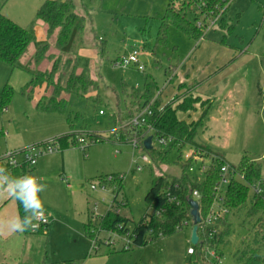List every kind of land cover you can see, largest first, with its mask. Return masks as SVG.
<instances>
[{"label": "rangeland", "instance_id": "rangeland-1", "mask_svg": "<svg viewBox=\"0 0 264 264\" xmlns=\"http://www.w3.org/2000/svg\"><path fill=\"white\" fill-rule=\"evenodd\" d=\"M42 1L0 0V13L20 26L33 27L35 41L27 48L25 58L32 56L41 45H49L50 49L38 65L28 64L29 59H26L25 67L12 69L9 64L0 62V94L6 86L12 89L6 111H0V157L32 147L40 152L42 144H51V140L61 136L72 137L66 149L40 156L36 166L22 173L41 177L47 184V190L41 195L49 224L31 237V264L66 261L188 264L187 250L192 248L190 225L158 242L145 247L132 244L126 250L123 239L114 237L113 246L103 242L109 232L100 230L101 221L109 210L137 223L148 212L144 197L153 181L163 175H182L179 151L173 149L167 160L156 167L150 161L138 162L142 153L129 144L109 140L91 144L83 151L73 146V135L86 131L108 138L115 125L123 121L121 113L134 102L132 91L142 94L148 85L163 105L183 98L182 91L175 99L174 96L184 73L196 87L192 89L194 95L203 98L205 88L210 87L203 78L212 72L216 73L214 80L224 79L206 93L211 104L203 107L198 103L194 109H178L176 116L181 122H200L195 145L219 154L232 168H237L241 158L246 156L261 164L260 176L264 179V160H261L264 159V99L258 92L264 93V0L231 1L226 11L221 10L219 21L210 25L198 41L170 27L166 45H156V36L169 0H69L72 12L84 22L82 31L72 28L62 49L55 47V39L36 18ZM176 5L177 12L194 24L197 20H213L220 14L214 15L213 11L203 10L189 0L176 2ZM136 48L141 51L139 62L145 67L144 71L113 67L116 59ZM232 67L235 70L229 74ZM53 68H57L55 82L64 76L61 79L64 84L67 75L84 71L97 81L98 87L83 97L64 95L66 107L62 113L37 111L36 101L52 95V88L35 90L31 100L24 95V88L31 79L30 72L48 73ZM170 68L177 74L171 84L165 74ZM98 111L104 115H98ZM193 148L183 147L181 157L191 153ZM22 159L23 155L16 156L17 161ZM136 163L140 171H134ZM110 175H123L125 181L115 201L113 192L117 184L105 190H90V183L96 186L98 178ZM189 176L202 178L198 173ZM61 179H65L66 184ZM225 190L223 186L222 193ZM240 220V215L232 218V231L220 246L218 264H238L235 254L247 234L246 227L239 225ZM86 224L90 225L92 236L86 234ZM95 227L100 231L96 232ZM211 252L206 253L205 258L215 263Z\"/></svg>", "mask_w": 264, "mask_h": 264}, {"label": "trees", "instance_id": "trees-1", "mask_svg": "<svg viewBox=\"0 0 264 264\" xmlns=\"http://www.w3.org/2000/svg\"><path fill=\"white\" fill-rule=\"evenodd\" d=\"M189 1L192 4H198L199 8L203 10L207 11L208 9L213 11L214 15H217L229 0ZM176 2L183 3V0H169L158 28L156 45H166L170 27L193 41H198L204 37L205 27L198 28L196 23L194 24L183 14L181 15L179 11L177 12L178 5H176ZM35 15L38 20L45 24L48 35L55 36V47L57 49H62L69 38L72 28L75 27L79 31L83 29L84 19L72 12V5L69 0H45L37 8ZM34 41L35 33L31 25L20 26L0 13V62L9 64L12 69L22 66L20 65V61L25 58L28 52L27 48ZM49 50V45H41L35 51L30 61L38 65L45 58ZM56 70L57 68H53L48 73L30 72L31 79L23 91L29 100L33 99L35 90L45 91L52 88V95L49 97L43 96V98L36 101L35 109L37 111L62 113L66 107L64 95L83 97L98 87L97 81L91 79L84 71H80L77 74L72 72L67 75L64 84H61V79L64 76L58 82H55L54 75ZM172 72L173 70L170 68L165 71V74L169 78ZM11 93L12 89L10 87L6 86L3 89L0 94V111L5 108L6 103L12 97ZM138 95L139 100L137 99ZM131 96L135 98L134 106L131 110L127 109L128 112L122 115L123 121L116 124L119 142L129 144L131 140L136 139L138 141V150L143 154H147L156 167H159L167 160L173 149L178 150V162L179 166H182V175L180 177L163 175L153 181L151 188L144 197L148 212L137 223L109 210L101 221L100 230L104 229L109 233L110 231L116 232L120 236L126 231H130L131 242L138 247H145L148 244L158 242L163 238L180 232L188 225L192 228V220L189 213L190 202L192 201V193L196 191L200 196L198 204L200 205L199 214L202 223L198 225L199 242L196 246H192L193 253L188 255V264L219 263L217 258L220 259L221 257L220 246L232 231V218L235 215L241 216L239 225L247 229L246 237L241 240L239 249L235 254L236 262L238 264H260L264 261V256H262L264 255V198L255 195L253 192L250 194V186L255 185L261 180V164L250 160L246 156L241 158L239 166L232 169L237 175L243 176V180L239 181L236 177L231 179L226 187L223 201L220 205L224 212L216 217L213 225L205 226L203 223L204 219L209 214L214 203V191H216L214 188L220 179V167L225 162L221 156L211 153L207 148L195 145L194 138L200 122H181L178 120L176 112L178 109H194L195 104L198 103L203 107L207 106V101L201 102L199 98L186 97L181 102L175 103V101H170L166 105H161L159 98L156 97L152 87L149 85L146 86L144 93L132 91ZM147 106H150L152 114L145 118L142 126L133 128L129 124L131 119ZM150 127L152 128V132L149 134ZM75 135H73V143ZM92 136L96 138L98 134L95 132L89 138H92ZM148 136H152V139L157 137L170 139V143L165 147H158L154 144L151 150H146L143 142ZM70 137L61 136L56 138L62 150L69 146ZM109 140L114 141L113 137L109 136L100 142ZM186 145L193 146L204 152L207 157H211L210 168L201 180L189 176L187 169L190 162H181V149ZM28 168L33 167L23 166L22 169L17 168L13 171V175H22ZM121 188V186H118L114 190L113 196L117 197ZM170 198H175L176 201L172 202ZM18 212L20 215H23V210L19 205ZM156 213L159 214L156 216ZM85 227L86 234L92 236L90 225L86 224ZM120 227L121 229L119 230ZM100 230L96 229V232ZM210 251L215 253V257H212L215 263H211L205 258L206 253ZM48 264H78V262L66 261Z\"/></svg>", "mask_w": 264, "mask_h": 264}, {"label": "built area", "instance_id": "built-area-1", "mask_svg": "<svg viewBox=\"0 0 264 264\" xmlns=\"http://www.w3.org/2000/svg\"><path fill=\"white\" fill-rule=\"evenodd\" d=\"M233 0H229L228 2L225 3V5L222 7V11H224L225 9L228 8L230 2ZM222 16L221 10H220V14H218V16L213 19V20H204L203 17V21L199 22L198 20L196 21V26L198 28H203L204 29H208V27L211 25H215L220 17ZM205 24H207L205 26ZM141 51L139 49H133L131 50V52H129L126 56H123L121 58L116 59L113 62V67L115 68H120V69H127L129 67L135 68L137 71H144V68L140 62H139V57H140ZM262 99H264V96H262ZM3 111H6V109L4 108ZM104 113L102 111H98V115L102 116ZM151 109L150 106H147L144 108V110L140 111V113H137L133 119H131L130 123L133 128L135 127H140L144 124L145 122V118L149 117L151 115ZM116 128L114 129V131L112 132V134L110 136L113 137L114 141L117 143L119 142V136L116 133ZM152 132V128H149V134ZM88 134L86 131H81L79 133H77L75 135V141L73 143V146H79L81 147V149H86L87 146H90L91 144H96L100 143V141L102 139H104L103 137H101L100 134H98V137L94 138L92 136V138H89V136L91 134ZM79 136V137H78ZM170 139H166L163 137H157L155 139H152L151 142V146L153 147L154 144H156L158 147H165L167 146L170 141ZM129 145H131L133 150H138V141L136 139H133L130 141ZM40 152H37V150H35L36 147H32L31 149L25 150V151H21L20 153L15 152V153H6L3 157H0V166H5L8 167L9 171L13 174V171L17 168L22 169L23 166L26 167H34L37 163V159L40 156L43 155H52L55 153H58L61 151V145L58 142L57 139L51 140V144L45 143L40 145ZM187 146V145H186ZM185 147V146H184ZM193 147V146H191ZM139 151V150H138ZM18 154L23 155V159L21 162L16 160V156ZM133 156V153H132ZM180 157H181V153H180ZM151 158L147 157L146 154L142 153V156L138 159V162H140L141 164H146L148 163V161L151 162L150 160ZM181 162L182 163H187L190 162V165L187 169V172L189 174H193V173H198L199 175H203L206 174V172L208 171V169L210 168V164H211V157H207L205 155L204 152L196 149L195 147L193 148L192 152L189 153L188 155H183L181 157ZM264 160V159H261ZM260 161V160H259ZM258 161V162H259ZM132 163H134V161H132ZM136 168L134 169V171H140L141 167L138 163L135 164ZM233 177H236V179H238L239 181L243 180V176H239L237 175L234 170L232 169V167H230L227 164H223L220 167V179L218 181V183L216 184L214 190V203L210 209L209 214L205 217L204 219V225L208 226V225H213L216 217L218 215H220L222 212H224V210L220 207V205L222 204L223 201V195L224 193H222V187L223 186H228V184L230 183L231 179ZM200 180V179H198ZM62 182L66 184V180L62 179ZM96 186L92 183H90V190L91 191H96L97 189L100 190H105L107 187L117 184V186H121L123 187L124 185V176L123 175H110V176H106V177H100L96 180ZM250 189L252 190V192L255 195H259L262 198H264V182H262L261 180L259 182H257L255 185L250 186ZM116 196H113V200ZM200 199L199 194L194 191L192 193V200L193 201H197ZM170 201H176L175 198H170ZM219 213V214H218ZM159 213H156V216ZM202 223V220H201ZM200 223V224H201ZM49 224V221L46 217L45 221L42 222L40 224V227L37 231H40L41 229H43L44 227H46ZM199 224V225H200ZM121 229V227L119 228V230ZM35 232H30V233H36ZM114 237L118 238V239H123L124 240V245L123 248L126 250L128 249V247L130 245H132V240L130 237V231H126L123 235L120 236V234L116 233V232H110L108 234V237L105 238V240H103V242H105L108 245L113 246L114 245ZM94 240H96V237L94 238ZM193 253V249L190 248L187 250V254L191 255ZM211 257H215V253L211 252L210 254ZM217 261L220 262V260L217 258Z\"/></svg>", "mask_w": 264, "mask_h": 264}, {"label": "clouds", "instance_id": "clouds-1", "mask_svg": "<svg viewBox=\"0 0 264 264\" xmlns=\"http://www.w3.org/2000/svg\"><path fill=\"white\" fill-rule=\"evenodd\" d=\"M46 190L47 184L41 177L13 175L8 167L0 166V197L16 201L23 210V215L0 213V241L19 238L39 229L48 215L41 195Z\"/></svg>", "mask_w": 264, "mask_h": 264}, {"label": "crops", "instance_id": "crops-1", "mask_svg": "<svg viewBox=\"0 0 264 264\" xmlns=\"http://www.w3.org/2000/svg\"><path fill=\"white\" fill-rule=\"evenodd\" d=\"M42 2H40V3H42ZM52 39H55V36H52ZM34 53H35V50H34ZM34 53H33V55H34ZM33 55L32 56H29V57H27L25 59H22L20 61V65H22V66L24 65V67H25V65L27 63L29 64L31 62L30 60L32 59ZM26 59H29L27 63H25L26 62ZM76 65H77V63H76ZM77 67H78V65H77ZM175 69H172L173 72H172L171 76L169 78L167 77L168 78V82L170 84H171V82L173 80L172 77H174V76L176 77L177 76V74L175 73ZM232 70H235V69L232 67L231 71H229V74L232 72ZM221 73H223L222 70H221ZM215 74L216 73L210 72L209 74H207L206 77L203 78L204 81L208 82V84L210 83V85H209L210 87L205 88L206 91L202 93L203 94V98H202L199 95H196V96L194 95L193 90L196 87L194 88V84H191L192 81L189 80V76H187V74L184 73V79L178 85L177 90L175 92L176 94L174 96V99L177 96V94L179 95L180 91H182L184 95H183V98L181 97V98L175 100V103L176 102H181V99H184L186 97H189V98L191 97V98H199V99H201V102L207 101V103H208L207 106H209L211 104V101L207 97L206 93L209 92V91H211L214 87H217L218 85H220V83L224 79V78H221L220 80H218V79L217 80H214V79L217 78V77H214ZM91 79H93V78H91ZM258 92H259L260 97L262 98V96H264V93H262V91H260V90ZM133 106H134V102L132 104H130L129 105V108H127V109L128 110H131ZM127 109H126V111L124 113H121V115H125L126 112H128ZM113 122H114V120H113ZM114 125H115V123H114ZM115 128H116V125H115ZM209 151H211V150H209ZM211 153H212V151H211ZM61 181H62V179H61ZM261 181L264 182V179H261ZM0 213L9 214V215H11V214H19L17 202L14 201V200L9 199L6 196L0 197ZM36 234L37 233H30L29 232V233H25L22 237H19V238H9V239H6L4 241H0V264H31V261H32V260H30V251H31L30 245H31V242H32L31 241V239H32L31 237H33ZM41 264H48V263H44L43 262Z\"/></svg>", "mask_w": 264, "mask_h": 264}, {"label": "water", "instance_id": "water-1", "mask_svg": "<svg viewBox=\"0 0 264 264\" xmlns=\"http://www.w3.org/2000/svg\"><path fill=\"white\" fill-rule=\"evenodd\" d=\"M151 142H152V136H148L144 142V148L146 150H151L152 146H151ZM199 204L197 201H191L190 202V218H191V222H192V228H191V232H190V243L192 246H196L199 242V235H198V225L201 223L200 220V214H199Z\"/></svg>", "mask_w": 264, "mask_h": 264}, {"label": "bare ground", "instance_id": "bare-ground-1", "mask_svg": "<svg viewBox=\"0 0 264 264\" xmlns=\"http://www.w3.org/2000/svg\"><path fill=\"white\" fill-rule=\"evenodd\" d=\"M61 151H62V149H61Z\"/></svg>", "mask_w": 264, "mask_h": 264}]
</instances>
